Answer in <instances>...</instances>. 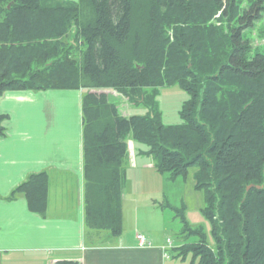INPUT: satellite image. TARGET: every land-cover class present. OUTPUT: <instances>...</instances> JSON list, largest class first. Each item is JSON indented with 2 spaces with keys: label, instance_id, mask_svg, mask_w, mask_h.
Wrapping results in <instances>:
<instances>
[{
  "label": "trees",
  "instance_id": "obj_1",
  "mask_svg": "<svg viewBox=\"0 0 264 264\" xmlns=\"http://www.w3.org/2000/svg\"><path fill=\"white\" fill-rule=\"evenodd\" d=\"M243 3L0 0V96L82 90L88 226L122 232L130 137L169 179L192 170L202 193L209 232L181 215L176 257L184 264H264V52L244 35L262 20L264 0ZM170 85L188 94L180 124L166 125L158 106L160 88ZM110 91L145 111L123 115ZM6 118L0 114V135ZM46 183L45 172L31 174L8 198L23 193L43 212Z\"/></svg>",
  "mask_w": 264,
  "mask_h": 264
},
{
  "label": "crops",
  "instance_id": "obj_2",
  "mask_svg": "<svg viewBox=\"0 0 264 264\" xmlns=\"http://www.w3.org/2000/svg\"><path fill=\"white\" fill-rule=\"evenodd\" d=\"M81 96L82 90L65 89L12 90L0 96V114L7 115L0 135V264H178L169 237L150 236L138 225L125 229L123 208L119 236L87 225ZM121 105L125 116L132 114L128 108L135 109ZM127 142L124 171L126 160L130 167L137 162L134 141L129 137ZM138 150L145 155L143 148ZM39 172L47 174L43 212L32 210L23 193L8 198L13 188ZM123 200L122 191L121 207ZM139 233L149 245L138 244Z\"/></svg>",
  "mask_w": 264,
  "mask_h": 264
},
{
  "label": "rangeland",
  "instance_id": "obj_3",
  "mask_svg": "<svg viewBox=\"0 0 264 264\" xmlns=\"http://www.w3.org/2000/svg\"><path fill=\"white\" fill-rule=\"evenodd\" d=\"M245 1L243 7L247 6ZM263 30L264 15L262 20L255 22L252 28L246 29L244 34L251 41L253 48H257L260 52H264ZM110 92L111 100L122 104V107L131 106L130 102L118 96L114 91ZM186 99H188V94L178 85L160 88L157 101L166 125L181 123L179 111ZM73 107H69V115ZM128 109L133 110L132 114H141L145 111L141 105L135 106V109L131 107ZM133 146V156L137 160L136 166L130 167V163L126 160L122 182L125 229L132 231L134 226L138 225L139 230L144 229L146 234L169 237L174 245L178 246L184 241L182 215L190 227H202L208 233L209 223L201 214L203 196L193 186V171L190 170L188 175L171 180L166 174L156 171V160L152 156L139 154L138 149L145 148L143 145L133 142ZM192 240H194L193 237L188 239V241ZM172 254L176 260L175 263H185L180 257H176V250H172ZM186 262L188 263L189 259Z\"/></svg>",
  "mask_w": 264,
  "mask_h": 264
},
{
  "label": "built area",
  "instance_id": "obj_4",
  "mask_svg": "<svg viewBox=\"0 0 264 264\" xmlns=\"http://www.w3.org/2000/svg\"><path fill=\"white\" fill-rule=\"evenodd\" d=\"M137 239H138V244L140 246H143V245H149L150 244V241L147 239V237L144 235V234H137ZM167 246H171V241L170 240H167Z\"/></svg>",
  "mask_w": 264,
  "mask_h": 264
},
{
  "label": "water",
  "instance_id": "obj_5",
  "mask_svg": "<svg viewBox=\"0 0 264 264\" xmlns=\"http://www.w3.org/2000/svg\"><path fill=\"white\" fill-rule=\"evenodd\" d=\"M8 7H9V5H8ZM253 186H255V185H253V184H250V185H248L247 186V190H249L251 187H253ZM256 187H261V186H256Z\"/></svg>",
  "mask_w": 264,
  "mask_h": 264
}]
</instances>
